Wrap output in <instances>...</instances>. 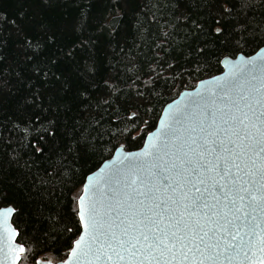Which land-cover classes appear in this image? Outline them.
Wrapping results in <instances>:
<instances>
[{
    "label": "snow or ice",
    "instance_id": "snow-or-ice-1",
    "mask_svg": "<svg viewBox=\"0 0 264 264\" xmlns=\"http://www.w3.org/2000/svg\"><path fill=\"white\" fill-rule=\"evenodd\" d=\"M0 228V264H264V0H0Z\"/></svg>",
    "mask_w": 264,
    "mask_h": 264
},
{
    "label": "trees",
    "instance_id": "trees-1",
    "mask_svg": "<svg viewBox=\"0 0 264 264\" xmlns=\"http://www.w3.org/2000/svg\"><path fill=\"white\" fill-rule=\"evenodd\" d=\"M3 6L8 7L9 6V0H3ZM244 51H245V54H247V55H251V54L255 53L252 51L251 48H246ZM222 70H223L222 65L217 66L213 62V66L211 68L206 69L200 73H196L192 76H185L183 78L182 82L177 81L175 84V88L173 90H171L170 92H165L163 94V97L159 101H157L153 104L152 107L154 110L151 113H149V115L147 117H145V119L148 120L149 124L152 125V127L149 128L148 130L152 131L153 129H155V127L157 126L158 120L161 116V113L163 111L164 106L167 103L174 100L182 90L192 89L197 85L199 80L214 76V75L222 72ZM142 131H143V129H141V132ZM139 135H140V133H137V137H139ZM145 138L143 141H141L139 138H137L135 141H129V140H126L124 138L113 139L112 143L107 145V148H112L113 145L119 146V144L123 143L125 145L126 150H136V149H139L143 146ZM105 139H107V137H105ZM114 152L115 151L113 150L111 155L109 154L108 151L98 152L88 162L87 168L91 169L92 171H95L106 159L110 158ZM26 219H27V217H24V218L17 219L15 221V223L19 226V228L22 231H23V229H25V227L28 226L25 223ZM18 239H19V237H18ZM41 246H43V245H41ZM64 252H65V250L63 249V247H61V255H63ZM18 264H31V262L30 261H23V262H18Z\"/></svg>",
    "mask_w": 264,
    "mask_h": 264
},
{
    "label": "water",
    "instance_id": "water-1",
    "mask_svg": "<svg viewBox=\"0 0 264 264\" xmlns=\"http://www.w3.org/2000/svg\"><path fill=\"white\" fill-rule=\"evenodd\" d=\"M258 51V50H257ZM251 55H255V53H253V54H251ZM233 59H236L235 57H233ZM223 67V66H222ZM227 72H228V69L227 68H225V67H223V70H222V72H220V73H218V74H216V75H214V76H220V75H222V74H227ZM212 77V76H211ZM211 77H208V78H205V79H202V80H207V79H210ZM200 88H201V86L199 85V82L197 83V85L194 87V88H192V89H184V90H182L180 93H192L193 92V90H195V91H199L200 90ZM177 103H181V102H186V100H187V98L185 97V96H182V95H178L175 99H174ZM173 102V100L171 101V102H169V103H167L165 106H164V108H163V111H162V113H161V116H160V118H159V120H158V123H157V126L155 127V129H153L152 131L153 132H155L156 131V129H158L159 127H160V123H159V121H160V119H163L164 118V111L167 109V105L168 104H171ZM148 142V140H147V137L145 138V141H144V144H146ZM144 144H143V146L142 147H144ZM141 147V148H142ZM139 149H136V150H126L125 148H124V151H138ZM115 155H117V153H113V155L110 157V158H108V159H106V160H111L112 158H113V156H115ZM122 158V157H121ZM105 160V161H106ZM104 166V162L95 170V171H98V169L99 168H101V167H103ZM0 231H2V228H0ZM16 239H18V237L16 238ZM5 245V241L4 240H0V247H3ZM3 259V257L2 256H0V260H2Z\"/></svg>",
    "mask_w": 264,
    "mask_h": 264
}]
</instances>
